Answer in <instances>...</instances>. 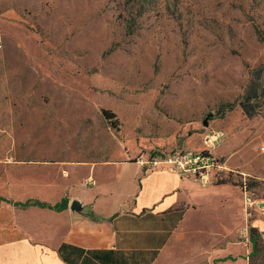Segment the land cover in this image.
Instances as JSON below:
<instances>
[{"label": "rangeland", "instance_id": "obj_1", "mask_svg": "<svg viewBox=\"0 0 264 264\" xmlns=\"http://www.w3.org/2000/svg\"><path fill=\"white\" fill-rule=\"evenodd\" d=\"M263 65L264 0H0V166L130 163L221 134L224 169L192 186L160 263L249 264V226L264 240V100L252 117L242 104Z\"/></svg>", "mask_w": 264, "mask_h": 264}, {"label": "crops", "instance_id": "obj_2", "mask_svg": "<svg viewBox=\"0 0 264 264\" xmlns=\"http://www.w3.org/2000/svg\"><path fill=\"white\" fill-rule=\"evenodd\" d=\"M232 153L218 155L230 168L243 165ZM195 182L165 170L144 173L135 161L0 166V197L11 201L0 203V264H161L160 253L194 210ZM63 198L60 212L13 204ZM75 200L82 212L71 210Z\"/></svg>", "mask_w": 264, "mask_h": 264}, {"label": "built area", "instance_id": "obj_3", "mask_svg": "<svg viewBox=\"0 0 264 264\" xmlns=\"http://www.w3.org/2000/svg\"><path fill=\"white\" fill-rule=\"evenodd\" d=\"M220 136L218 133L208 136L205 140L206 149L203 151L178 149L168 153L143 154L137 157L135 162L144 173L165 170L206 186L211 177L224 169L221 161L212 152ZM244 194L245 203L251 202L249 197H246L247 192Z\"/></svg>", "mask_w": 264, "mask_h": 264}, {"label": "trees", "instance_id": "obj_4", "mask_svg": "<svg viewBox=\"0 0 264 264\" xmlns=\"http://www.w3.org/2000/svg\"><path fill=\"white\" fill-rule=\"evenodd\" d=\"M263 100H264V65L260 66L259 68L253 70L250 73V81L244 96V103L242 104V108L244 109L248 117H252L256 114L257 110L255 104ZM103 113L104 115H107L108 111L104 110ZM230 181L231 178H227L226 180H223L221 184H226ZM255 185H256L255 182H253L252 180L247 185L245 184L242 185V183H240V187H242V190L244 192H247L248 188H254ZM2 201L11 203V201L0 197V203ZM13 204L19 205L20 207L37 205L42 208H49L57 212H60L67 208L68 201L66 198H63L59 203L55 205H50L38 200H28L27 202L24 203L15 202ZM248 237H249V241L252 244V250L249 254V264H264V240H263L262 232L256 226L250 225L248 228ZM228 259L233 260L231 258H224L222 259V261H226Z\"/></svg>", "mask_w": 264, "mask_h": 264}, {"label": "water", "instance_id": "obj_5", "mask_svg": "<svg viewBox=\"0 0 264 264\" xmlns=\"http://www.w3.org/2000/svg\"><path fill=\"white\" fill-rule=\"evenodd\" d=\"M210 117V115L204 120L203 124L204 126H207V119ZM71 210L73 211H78V212H82L84 210V207L81 206V203H79L78 201H73L72 205H71Z\"/></svg>", "mask_w": 264, "mask_h": 264}]
</instances>
